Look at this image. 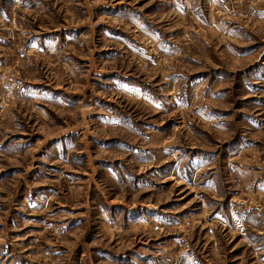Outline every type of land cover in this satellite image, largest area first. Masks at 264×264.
I'll return each instance as SVG.
<instances>
[{
    "label": "rangeland",
    "instance_id": "374dc122",
    "mask_svg": "<svg viewBox=\"0 0 264 264\" xmlns=\"http://www.w3.org/2000/svg\"><path fill=\"white\" fill-rule=\"evenodd\" d=\"M0 264H264V0H0Z\"/></svg>",
    "mask_w": 264,
    "mask_h": 264
}]
</instances>
